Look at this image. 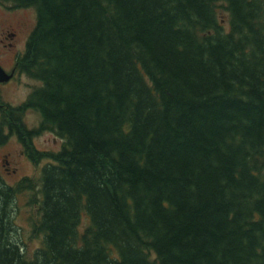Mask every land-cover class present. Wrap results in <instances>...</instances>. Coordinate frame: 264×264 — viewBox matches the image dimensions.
I'll use <instances>...</instances> for the list:
<instances>
[{
    "label": "trees",
    "instance_id": "1",
    "mask_svg": "<svg viewBox=\"0 0 264 264\" xmlns=\"http://www.w3.org/2000/svg\"><path fill=\"white\" fill-rule=\"evenodd\" d=\"M0 2L35 9L18 67L41 82L0 146L16 132L46 160L0 181V264H264V0ZM43 131L59 151L35 147Z\"/></svg>",
    "mask_w": 264,
    "mask_h": 264
},
{
    "label": "rangeland",
    "instance_id": "2",
    "mask_svg": "<svg viewBox=\"0 0 264 264\" xmlns=\"http://www.w3.org/2000/svg\"><path fill=\"white\" fill-rule=\"evenodd\" d=\"M220 16L227 19V14L222 11ZM37 22V14L33 8H17L10 2H0V63L8 71L14 66L15 58L18 60L25 53L29 36ZM228 26L227 21L224 22ZM10 32L17 33L15 47L5 46L11 40ZM41 82L31 78L26 73L1 88V101L4 105L0 108V122L2 115L9 107L17 108L23 105ZM42 117L34 109H26L23 121L28 129H38ZM8 132V129H6ZM63 139L54 132L43 131L33 137V144L42 151H59ZM46 164L35 163L27 154L25 143L19 139L15 132L0 146V181L6 185H16L25 177H37L41 168ZM30 193L24 192L17 196L15 201V215L13 218L18 240L25 244L27 255L31 257L41 244V237L33 235L32 221L37 216V210L29 205Z\"/></svg>",
    "mask_w": 264,
    "mask_h": 264
},
{
    "label": "flooded vegetation",
    "instance_id": "3",
    "mask_svg": "<svg viewBox=\"0 0 264 264\" xmlns=\"http://www.w3.org/2000/svg\"><path fill=\"white\" fill-rule=\"evenodd\" d=\"M8 38H10L11 41L9 43L5 44V46L11 47V48L15 47L14 41L17 39V33L16 32H10L8 35ZM17 60H18V57H17V59L15 58V63H14L13 68L11 69V71H8L3 67L9 74H13V77L7 82L0 83V101H1V88H2V86L7 85V84L15 81L18 78V76L20 77L22 73L24 74V72L18 67V61ZM3 105L4 104L2 102H0V108L3 107Z\"/></svg>",
    "mask_w": 264,
    "mask_h": 264
},
{
    "label": "water",
    "instance_id": "4",
    "mask_svg": "<svg viewBox=\"0 0 264 264\" xmlns=\"http://www.w3.org/2000/svg\"><path fill=\"white\" fill-rule=\"evenodd\" d=\"M13 77V74H9L3 66L0 64V83L7 82Z\"/></svg>",
    "mask_w": 264,
    "mask_h": 264
}]
</instances>
